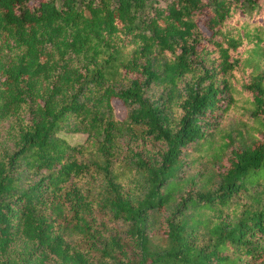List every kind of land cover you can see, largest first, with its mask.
Listing matches in <instances>:
<instances>
[{
  "label": "trees",
  "instance_id": "16d2710c",
  "mask_svg": "<svg viewBox=\"0 0 264 264\" xmlns=\"http://www.w3.org/2000/svg\"><path fill=\"white\" fill-rule=\"evenodd\" d=\"M159 2L0 0V264H264V0Z\"/></svg>",
  "mask_w": 264,
  "mask_h": 264
},
{
  "label": "rangeland",
  "instance_id": "374dc122",
  "mask_svg": "<svg viewBox=\"0 0 264 264\" xmlns=\"http://www.w3.org/2000/svg\"><path fill=\"white\" fill-rule=\"evenodd\" d=\"M167 1L168 0H160L159 6H164L165 2ZM234 80L236 85L238 84L237 86L241 85L242 83L241 77L236 76ZM191 82H192V77L190 75L186 76L183 79L179 87V91L181 94H184L185 92L184 91L185 84ZM163 90L164 89L162 86L151 85L148 89L145 90L144 98H147L150 102L155 103L160 98V96H162L164 92ZM236 99H237V103L234 106L233 110L229 112V114L226 117H224L220 125L221 132L223 134L225 133L226 136H230L231 140L233 141H237L236 139L240 138L239 137L240 134H242L245 138H247V133L252 122L251 110L253 109V106L250 104L249 100L242 91H238L236 93ZM111 104L116 119L119 121L124 120L126 117V108L123 106V104L118 100H113ZM170 112L175 123L182 116V109L181 107H179V105H174L173 109ZM85 139L86 137L84 135H79L69 138V141L71 144L82 145L85 143ZM0 140H2V138ZM145 148H146L145 150H147L148 152H161L165 149L163 144L155 143L153 141L147 142ZM128 157H129L128 152L124 151L123 154L121 155V163L116 167L122 179L125 176H127L126 169L129 166ZM100 188L103 190L105 188V183L103 182L101 177L98 176L93 182L92 193L93 194L97 193L100 190ZM107 220H108L107 218L102 219V221L104 222L106 221V223ZM112 226L113 225L111 224V227ZM117 229L123 230V228L119 226H117Z\"/></svg>",
  "mask_w": 264,
  "mask_h": 264
}]
</instances>
